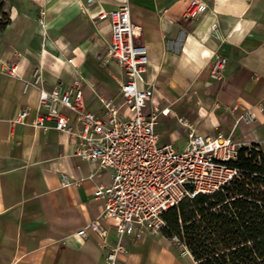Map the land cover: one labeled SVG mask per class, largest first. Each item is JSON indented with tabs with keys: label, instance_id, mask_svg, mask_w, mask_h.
<instances>
[{
	"label": "crops",
	"instance_id": "0c3cea01",
	"mask_svg": "<svg viewBox=\"0 0 264 264\" xmlns=\"http://www.w3.org/2000/svg\"><path fill=\"white\" fill-rule=\"evenodd\" d=\"M1 2L9 21L0 32V264H105L102 245L114 242L110 229L103 240L74 235L99 216L92 193L108 176L73 157L63 134L32 128L37 92H21L37 71L45 90L80 81L87 112L98 111L96 96L118 102L119 70L105 56L110 26L96 19L100 11L127 4L139 28L134 41L145 49L143 78L155 89L151 104L168 110L157 119L171 140L184 138L175 119L182 117L197 135L264 153V0H201L206 9L195 18H185L189 0ZM216 56L226 64L212 79ZM9 65L14 76L2 72ZM21 108L25 124H12ZM173 245L161 234L125 238L122 264H183Z\"/></svg>",
	"mask_w": 264,
	"mask_h": 264
},
{
	"label": "built area",
	"instance_id": "2783aa9c",
	"mask_svg": "<svg viewBox=\"0 0 264 264\" xmlns=\"http://www.w3.org/2000/svg\"><path fill=\"white\" fill-rule=\"evenodd\" d=\"M205 9L201 0H189L185 18L200 16ZM96 19L107 20L110 26L105 56L119 70L118 77L113 78L118 102L96 96L98 111L87 112L80 81L64 89L55 85L45 90L37 71L30 80L22 81L21 92H37L32 128L63 134L72 146L73 157L107 174L108 183L99 184L92 193L100 202L99 216L74 235L82 238L90 233L103 240L112 230L114 242L102 245L106 249L104 263L122 264L125 238L160 234L164 228L161 216L166 210L184 199L210 195L236 176L237 170L227 164L236 160L240 146L228 136L197 135L182 117L175 118L183 129L182 149L159 145L154 126L158 116L169 115L167 109L151 104L155 89L143 78L145 49L134 41L139 28L130 20L126 3L113 11H100ZM225 64V58L214 57L208 66L210 78H220ZM2 72L14 76L11 65ZM63 110L71 113L72 119ZM27 116L28 109L21 108L11 123L23 125ZM244 117L248 120L249 114ZM61 185H65L64 178Z\"/></svg>",
	"mask_w": 264,
	"mask_h": 264
},
{
	"label": "trees",
	"instance_id": "16d2710c",
	"mask_svg": "<svg viewBox=\"0 0 264 264\" xmlns=\"http://www.w3.org/2000/svg\"><path fill=\"white\" fill-rule=\"evenodd\" d=\"M8 21L0 0V32ZM227 166L237 173L226 185L161 216L160 234L186 252L183 264H264V153L240 147Z\"/></svg>",
	"mask_w": 264,
	"mask_h": 264
},
{
	"label": "rangeland",
	"instance_id": "374dc122",
	"mask_svg": "<svg viewBox=\"0 0 264 264\" xmlns=\"http://www.w3.org/2000/svg\"><path fill=\"white\" fill-rule=\"evenodd\" d=\"M154 131L159 135V145L169 144L174 150H181L184 145V138L180 137L178 140H171L169 134L164 130L160 119H157L154 126ZM113 232V231H112ZM173 248L175 253L181 258H184V262L187 263L186 257L180 246L174 244Z\"/></svg>",
	"mask_w": 264,
	"mask_h": 264
}]
</instances>
